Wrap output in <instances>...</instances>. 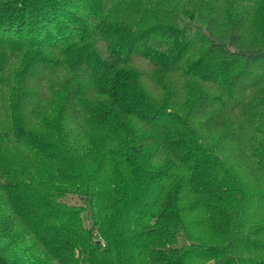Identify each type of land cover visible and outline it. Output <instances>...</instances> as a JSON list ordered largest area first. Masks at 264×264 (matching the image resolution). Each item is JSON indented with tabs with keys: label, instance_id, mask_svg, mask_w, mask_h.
Wrapping results in <instances>:
<instances>
[{
	"label": "trees",
	"instance_id": "trees-1",
	"mask_svg": "<svg viewBox=\"0 0 264 264\" xmlns=\"http://www.w3.org/2000/svg\"><path fill=\"white\" fill-rule=\"evenodd\" d=\"M211 262L264 264V0H0V264Z\"/></svg>",
	"mask_w": 264,
	"mask_h": 264
},
{
	"label": "rangeland",
	"instance_id": "rangeland-1",
	"mask_svg": "<svg viewBox=\"0 0 264 264\" xmlns=\"http://www.w3.org/2000/svg\"><path fill=\"white\" fill-rule=\"evenodd\" d=\"M63 201L69 205H78L83 207V224L86 228L92 227V221L90 220L88 214H89V207L87 204V201L81 200L78 196H67L63 199ZM208 264H213L208 263Z\"/></svg>",
	"mask_w": 264,
	"mask_h": 264
}]
</instances>
